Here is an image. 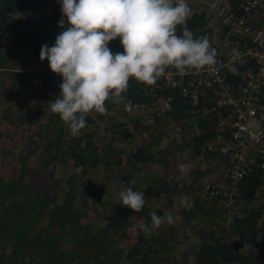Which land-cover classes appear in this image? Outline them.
Wrapping results in <instances>:
<instances>
[{"label":"trees","instance_id":"obj_1","mask_svg":"<svg viewBox=\"0 0 264 264\" xmlns=\"http://www.w3.org/2000/svg\"><path fill=\"white\" fill-rule=\"evenodd\" d=\"M32 2L0 0V46L1 38L9 37L11 47L20 54L11 55L0 47V264H264V226L260 225L264 222V169L256 163L240 180L229 205L221 197L209 196L206 182L200 187L203 196L211 199V208L195 196L176 216L173 213L172 226L179 233L186 232L194 219L210 217L193 232L192 243L183 241L177 246L179 236L170 233L171 229L169 233L156 229L148 235L139 228L141 223L151 225V213L163 216L159 208L148 209L151 198L164 195L171 205L178 193V183L168 176L171 152L192 160L201 156L207 164L222 161L205 147L215 139L218 127L215 113L208 112L212 104L208 93L193 105L179 87L159 79L151 86L131 79L124 94L132 102L131 111L134 105L151 110L145 131H131L132 112L109 100L105 103L112 117L93 111L86 115L87 127L72 136L47 105L59 95L62 77L50 70L47 60H40L41 47L53 46L59 33L29 21ZM206 22L205 11L197 9L187 27L196 37H203L211 32ZM108 47L114 54L124 51L119 37ZM247 66L226 71L234 91L242 84ZM166 103L169 109L159 113ZM152 126L156 133L150 140L146 133ZM109 132L118 148L121 139L122 148L111 149L110 139V145L105 143ZM135 134L142 135L135 138ZM160 135L167 139L162 147ZM68 162L89 170L103 166L118 181L137 183L131 189L145 192L144 208L135 213L121 205L120 198L105 201L89 193L75 206L72 188L59 202L56 168ZM141 162L147 168L136 179L134 173ZM208 170L199 169V173ZM219 206L237 208L239 214L222 209L216 220L212 214ZM101 214L103 225L92 229L91 221Z\"/></svg>","mask_w":264,"mask_h":264},{"label":"clouds","instance_id":"obj_2","mask_svg":"<svg viewBox=\"0 0 264 264\" xmlns=\"http://www.w3.org/2000/svg\"><path fill=\"white\" fill-rule=\"evenodd\" d=\"M61 11L66 21L62 18L59 27L64 30L53 46L41 47L40 60H47L50 70L62 77L59 95L47 105L72 136L87 127V114L107 113L106 101L131 111L132 102L124 95L131 79L151 86L169 68L186 74L217 63L209 38L196 37L187 27L192 13L187 0H62ZM117 37L124 51L114 54L108 44ZM233 54L238 56V50ZM190 167L180 165V171ZM119 197L135 213L146 203L145 192L131 188ZM150 216L151 225H139L148 235L174 223L170 213Z\"/></svg>","mask_w":264,"mask_h":264},{"label":"built area","instance_id":"obj_3","mask_svg":"<svg viewBox=\"0 0 264 264\" xmlns=\"http://www.w3.org/2000/svg\"><path fill=\"white\" fill-rule=\"evenodd\" d=\"M202 3L224 29V35L217 37L206 26L211 32L205 36L218 53L217 63L189 69L186 74L169 68L159 80L179 87L182 96L193 105L208 93L212 103L208 112L215 113L218 127L215 139L205 147L211 155L221 157L224 167L222 184L206 185L205 190L209 196L221 197L229 205L250 165L256 163L264 169V0ZM234 49L238 50V56L233 54ZM245 63L248 66L242 74V84L234 91L226 80V71Z\"/></svg>","mask_w":264,"mask_h":264},{"label":"rangeland","instance_id":"obj_4","mask_svg":"<svg viewBox=\"0 0 264 264\" xmlns=\"http://www.w3.org/2000/svg\"><path fill=\"white\" fill-rule=\"evenodd\" d=\"M39 1L42 0H33L32 2V11L31 13H28V19L31 23L41 25L43 27H46L53 33H60L64 29H61L59 27V21L64 18L66 21V17H63L62 11H61V3L62 0H43V2L39 5ZM203 0H187V3L192 11L195 10H204L205 14H207L206 17V26L210 27L213 31L215 36L221 37L224 35V29L221 28L219 23L212 18V16L207 13V7H204V4L202 3ZM52 2L53 6H49L48 3ZM37 14L41 16V19H38ZM31 16V17H30ZM43 21V22H42ZM9 37H2L1 42L2 45L0 46L6 52H9L11 55L20 54L14 50L10 43H9ZM36 66L29 67L28 69L33 70ZM34 83H37V79L35 77H31L30 79ZM133 111L130 116V121H128V125L130 126V130H138L141 129L144 131L146 130V126L148 125L146 122H148L147 117L151 113L150 108H142L137 107L136 105L133 106ZM169 109L168 103L165 104L161 109H159V113H165L166 110ZM109 118L113 116L112 111H108L106 113ZM108 118V119H109ZM164 118V117H163ZM165 119V118H164ZM107 120V119H105ZM166 120V119H165ZM164 120V121H165ZM102 128H99V132L101 134ZM137 133V132H136ZM156 130L155 126H152L151 130L146 133V136L149 135L150 140H152V136H155ZM142 135V134H141ZM141 135L135 134V138L140 137ZM162 139V143H166V140L163 135H160ZM109 139L111 140V145L108 144ZM102 142V140H101ZM114 139L112 138V134L109 132L106 136V144L110 145L111 149L118 150L120 147V144L123 143L120 139L119 148L118 145L115 143ZM169 143V142H168ZM101 144V143H100ZM171 159H170V167L168 169V176L170 177L169 180H173L178 183V193H175L173 195L176 196L171 203V205L166 204V197L164 195L160 197H153L148 201V209L150 211H154V209L159 208L161 209L163 215L166 213H170L174 218L176 216V213L178 210L186 204L188 201H191L195 196L200 197L203 199L205 204L210 207L211 199L207 196H203V192L201 190L202 187L201 184H204L208 182L206 185L211 186H220L222 184V175H223V163L222 161L215 160L213 162H210L207 164L203 157L199 156L201 159L192 160L191 156H185L183 154H175L174 151L171 152ZM185 157V158H180ZM191 165L189 169H186L185 172L180 171V165ZM150 166L151 164L148 163ZM147 165L143 162L139 163L136 167V171L134 173V176L136 179H139L142 177L143 170L146 169ZM207 168L209 169L206 173H199V169ZM109 170L105 169L103 166H99L95 169H82V168H75L71 162H68L67 164L63 163L57 166L56 168V174L59 180V188L58 193L56 197L58 198V201L60 202L65 194L69 192V189L72 188V193L75 195V201L74 205L79 206V203L81 201L82 196L89 193L92 195H96L100 197L101 199H104L105 201H112L114 199H118L119 192L122 190H125L127 188H131L133 185H136L137 183L130 184L120 182L118 181L117 175H113V171L111 170L110 175H108ZM177 177H180V179H177ZM117 179V180H116ZM211 183V184H209ZM58 184V185H59ZM205 185V186H206ZM136 191V190H135ZM182 197H187V200H182ZM187 201V202H186ZM221 207V206H219ZM211 208V207H210ZM224 210H233L232 215H238L237 208H224L221 207L218 209L217 213L213 212V216H215L216 220H219V218L222 216ZM216 211V210H215ZM175 212V213H174ZM175 214V216L173 215ZM210 217H207L206 219L202 218H196L193 221H191L188 229L184 233H179L176 227H173L172 225H163L159 228V233H174L178 235L179 243H176L177 246H180V244L185 241L186 243H192L194 240V234L196 230H199L200 228L204 227L203 222L209 221ZM230 218V217H229ZM232 218V217H231ZM230 218V219H231ZM261 221H264V217ZM104 223V216L101 214L97 216L95 219L91 221V227L92 229H96L97 227L102 226ZM260 225L264 226V222H261ZM264 233V229L261 231ZM183 244V243H182ZM184 249L183 251L185 250ZM187 255V254H186ZM182 255L178 252L177 258H181ZM168 264V263H167Z\"/></svg>","mask_w":264,"mask_h":264}]
</instances>
